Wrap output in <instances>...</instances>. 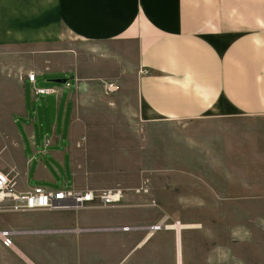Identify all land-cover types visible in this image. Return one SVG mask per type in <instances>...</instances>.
<instances>
[{
  "label": "rangeland",
  "instance_id": "1",
  "mask_svg": "<svg viewBox=\"0 0 264 264\" xmlns=\"http://www.w3.org/2000/svg\"><path fill=\"white\" fill-rule=\"evenodd\" d=\"M65 40L72 43L73 52L55 56L52 66L67 75L71 85L67 159L73 188L94 192L122 189L127 207L53 211L45 216L0 213V229L42 216L56 224L40 230L65 229L20 237L25 243L23 255L15 245L5 248L0 242V264H34V259L37 264H178L176 231L171 228L154 232L147 244L132 252L140 234L147 236L148 232H126L132 234L129 236L113 233L122 231L98 232L123 224L147 227L163 218H167V226L180 223L190 227L181 231L179 264H264V198H256L264 195V181L257 182L264 179L256 172H243L251 169L224 166L222 161L228 144L232 148L248 143V138L256 141L243 128L262 130L264 123L242 118L228 124L210 118L152 119L137 94L140 71L134 42L69 35ZM33 57L0 55V169L8 167L5 158L21 153L18 112L24 91L27 97L30 92L23 81L32 72L23 68ZM71 73L78 82L71 79ZM43 108L46 118L42 119L40 107L36 127L56 126L53 103ZM53 166L70 179L63 167ZM48 187L58 189L60 184ZM138 188H146L148 193H135ZM77 228L82 229L67 232ZM127 239L134 243L117 247Z\"/></svg>",
  "mask_w": 264,
  "mask_h": 264
},
{
  "label": "crops",
  "instance_id": "2",
  "mask_svg": "<svg viewBox=\"0 0 264 264\" xmlns=\"http://www.w3.org/2000/svg\"><path fill=\"white\" fill-rule=\"evenodd\" d=\"M67 35L134 42L140 71L137 94L152 119L181 122L210 118L228 124L242 118L264 123V0H0V55H33L23 71L34 72L37 83L68 79L52 66L55 56L73 52L72 43L65 40ZM70 76L78 82L75 75ZM23 82L27 87L26 78ZM55 88L57 94L47 96L30 91L27 97L24 91L18 112L22 127L17 129L21 153L5 158L8 167L0 169L10 172L19 192L52 184L74 187L67 159L71 92L65 86ZM50 103L57 109L56 126L37 128L35 116L40 119L41 107L42 119L46 118L43 106ZM243 129L256 141L248 138V143L232 148L228 144L223 165L251 169L243 172H256L264 179V129ZM53 164L65 169L70 182ZM49 212L25 214L45 216ZM43 216L0 230L53 228L55 220ZM79 221L76 214L75 222ZM120 226L133 225L107 227ZM23 236L29 235L13 238L22 255L26 254L21 250L25 247ZM149 240L140 234L135 243L127 239L117 247L134 243L132 252ZM33 263L37 264L35 259Z\"/></svg>",
  "mask_w": 264,
  "mask_h": 264
},
{
  "label": "built area",
  "instance_id": "3",
  "mask_svg": "<svg viewBox=\"0 0 264 264\" xmlns=\"http://www.w3.org/2000/svg\"><path fill=\"white\" fill-rule=\"evenodd\" d=\"M37 76L34 72L26 74V80L30 91L35 96L56 95L57 89L55 87H41L38 86ZM66 88H70V82L64 84ZM1 155V153H0ZM148 193L145 188H138L135 193ZM125 192L122 189H109L102 192H94L92 190H75L73 188L60 187L52 189L43 186H36L27 192H19L16 189V182L10 176V172H3L0 170V213H28L34 211H74L85 208H118L127 207L124 201ZM131 206V205H130ZM167 218H163L156 225L147 227L142 226H122L100 230H113L122 232H133L145 230L147 234L161 231L165 227ZM65 229L58 230H34V231H13L8 229L0 230V242L5 248H13V238L17 235H37V234H51L62 233ZM68 230V229H67ZM80 231L79 229H70V231ZM86 232H91L92 229H85Z\"/></svg>",
  "mask_w": 264,
  "mask_h": 264
},
{
  "label": "bare ground",
  "instance_id": "4",
  "mask_svg": "<svg viewBox=\"0 0 264 264\" xmlns=\"http://www.w3.org/2000/svg\"><path fill=\"white\" fill-rule=\"evenodd\" d=\"M167 228H171L170 230H175L176 231V241H177V257H178V264L180 262V235H181V231L182 230H186V229H190L189 226L186 225H182L180 223H176L175 226H165L162 229H167ZM152 234H149L146 236V238H150Z\"/></svg>",
  "mask_w": 264,
  "mask_h": 264
},
{
  "label": "water",
  "instance_id": "5",
  "mask_svg": "<svg viewBox=\"0 0 264 264\" xmlns=\"http://www.w3.org/2000/svg\"><path fill=\"white\" fill-rule=\"evenodd\" d=\"M67 82H68V79H66V78H56V79L50 80V83L60 84V85H64Z\"/></svg>",
  "mask_w": 264,
  "mask_h": 264
}]
</instances>
